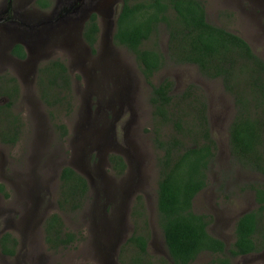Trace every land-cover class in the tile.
I'll return each mask as SVG.
<instances>
[{
  "label": "rangeland",
  "instance_id": "rangeland-1",
  "mask_svg": "<svg viewBox=\"0 0 264 264\" xmlns=\"http://www.w3.org/2000/svg\"><path fill=\"white\" fill-rule=\"evenodd\" d=\"M17 1L25 6L33 29L23 37L29 29L21 30L18 18L17 24L0 26V106L11 105L3 110L19 115L22 127L15 145L0 136V264H133L138 250L128 241L135 232L148 238L147 261H171L158 224V161L163 153L154 144L151 86L133 53L114 43L122 0H54L49 10L31 0ZM202 1L209 23L239 35L264 59V4L255 8L249 0ZM2 6L5 0H0ZM92 14L100 27L96 53L82 37ZM164 38L163 33L162 45ZM17 43L23 44L26 60L13 59L10 50ZM56 60L68 69L73 98L71 106L52 109L40 98L37 84L42 65ZM166 79L174 82L175 93L191 88L208 101L217 160L193 211L205 215L209 233L229 247L237 221L259 208L253 186H261L264 176L231 159L229 127L236 112L220 80L204 79L192 65L167 66L152 82L158 85ZM15 82L19 93L10 98L6 86ZM10 124L1 120L0 130ZM185 142L191 147V138ZM112 156L124 161L122 175L114 170ZM64 168L78 172L89 184L83 208L74 213L58 204ZM139 199L147 225L135 213L142 212ZM53 214L78 237L66 249L50 250L46 243L45 222ZM6 237L14 256L2 251ZM212 260L204 253L193 264ZM232 264H264V251L233 259Z\"/></svg>",
  "mask_w": 264,
  "mask_h": 264
},
{
  "label": "trees",
  "instance_id": "trees-1",
  "mask_svg": "<svg viewBox=\"0 0 264 264\" xmlns=\"http://www.w3.org/2000/svg\"><path fill=\"white\" fill-rule=\"evenodd\" d=\"M53 1L36 0V6L49 10ZM99 34L98 16L92 14L82 34L92 53H96ZM114 43L133 53L151 86L154 144L163 153L158 161V224L171 257V261L161 259L157 264H193L204 253L213 257L212 264H232L233 259L264 251V183L253 186L259 208L237 221L234 243L227 247L221 239L212 236L207 217L193 211L194 200L207 187L210 169L217 160L208 101H202L204 96H195L191 88L183 94L175 93L176 86L169 79L158 85L152 82L156 74L170 65L196 66L204 79L220 80L224 92L232 97L236 112L229 127L231 159L264 176V59L239 35L209 23L202 0H122ZM12 54L21 59L26 57L21 44L13 48ZM37 87L49 108L72 105V81L64 62L43 64ZM14 92L19 93L16 83ZM12 94L6 95L11 98ZM10 107L0 106V121L11 122L0 130V136L4 143L15 145L22 128L21 119L7 112ZM170 127L172 130L166 131ZM59 128L65 136L66 128ZM187 138H191V147L185 142ZM110 159L114 170L122 175L126 170L122 158ZM88 192L85 177L71 168L63 169L58 201L61 210L74 213L82 209ZM137 206L142 212L136 209L135 213L147 225L140 199ZM45 234L48 248L54 251L78 241L74 233L65 230L58 214L46 220ZM128 244L138 250L133 264H154L146 260V236L135 232ZM2 251L14 256L9 237L3 239Z\"/></svg>",
  "mask_w": 264,
  "mask_h": 264
},
{
  "label": "flooded vegetation",
  "instance_id": "flooded-vegetation-1",
  "mask_svg": "<svg viewBox=\"0 0 264 264\" xmlns=\"http://www.w3.org/2000/svg\"><path fill=\"white\" fill-rule=\"evenodd\" d=\"M248 1V0H247ZM14 2H16L17 4L14 5ZM29 3L34 4L36 3V0H31L29 1ZM248 3H250L252 6H254L255 8H258V6H262L264 4V0H249ZM36 8V7H35ZM18 18V27L21 28V30L26 31L29 29V32L24 33L23 37L30 33V29H33L32 27H30V24L33 23V21H31L29 19V17H27L26 12H25V6H20L18 5V1L17 0H5V6L0 7V26H7V25H11V23L17 24V22L15 21V19ZM18 44V43H17ZM16 44V45H17ZM20 44V43H19ZM14 45L13 48L16 46ZM22 45V44H21ZM23 46V45H22ZM24 47V46H23ZM13 48L10 50L11 55L13 56V59H17V60H26L28 58V54L26 52V57L25 59H21L17 56H14L12 54V50ZM25 49V48H24ZM14 81V80H13ZM16 84H18L17 82H15ZM14 83V84H15ZM36 83H37V78H36ZM14 84L13 85H8L6 86L7 88H9V93H13L16 94L14 92ZM12 94V95H13ZM247 257V256H246Z\"/></svg>",
  "mask_w": 264,
  "mask_h": 264
},
{
  "label": "water",
  "instance_id": "water-1",
  "mask_svg": "<svg viewBox=\"0 0 264 264\" xmlns=\"http://www.w3.org/2000/svg\"><path fill=\"white\" fill-rule=\"evenodd\" d=\"M78 1L81 2L82 0H78ZM79 7H80V6H78L77 10L79 9ZM70 8H74V7L71 6ZM68 12H69V11H65L64 13H61L59 19H61V17H62L63 15H65V14H67ZM89 18H90V16H89ZM89 18H88V20H89ZM88 20H87V21H88ZM86 23H87V22H86ZM86 23H85V24H86ZM84 27H85V25H84ZM83 30H84V28H83ZM82 34H83V33H82ZM82 37H83V36H82ZM18 44H19V43H18ZM21 44H22V43H21ZM22 45H23V44H22Z\"/></svg>",
  "mask_w": 264,
  "mask_h": 264
}]
</instances>
